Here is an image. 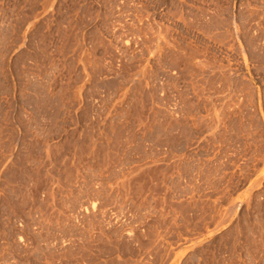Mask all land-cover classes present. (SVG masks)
Segmentation results:
<instances>
[{
    "label": "rangeland",
    "instance_id": "rangeland-1",
    "mask_svg": "<svg viewBox=\"0 0 264 264\" xmlns=\"http://www.w3.org/2000/svg\"><path fill=\"white\" fill-rule=\"evenodd\" d=\"M0 264H264V0H0Z\"/></svg>",
    "mask_w": 264,
    "mask_h": 264
}]
</instances>
